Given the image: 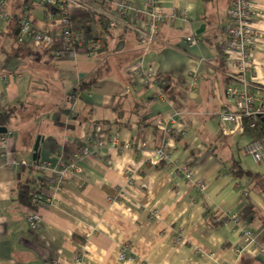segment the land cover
I'll return each mask as SVG.
<instances>
[{
    "label": "crops",
    "instance_id": "obj_1",
    "mask_svg": "<svg viewBox=\"0 0 264 264\" xmlns=\"http://www.w3.org/2000/svg\"><path fill=\"white\" fill-rule=\"evenodd\" d=\"M121 1L143 29L146 0ZM251 2L260 42L241 79L264 112V0ZM101 4L67 7L71 50L58 23L47 27L52 10L40 0L4 7L0 264H78L77 256L81 264H264V157L256 164L243 154L254 142L244 117L219 120L237 114L228 88H244L233 67L239 58L222 51L230 0H158L165 22L149 46L123 24L107 32L115 8ZM23 19L49 33L50 51L20 42ZM140 70L166 79L161 95L143 85ZM163 140L170 164L154 165ZM84 148L92 152L84 169L50 186L59 175L42 167L70 165ZM176 168L192 172L188 184ZM32 182L46 202L31 210L19 187ZM197 184L204 190L195 192Z\"/></svg>",
    "mask_w": 264,
    "mask_h": 264
},
{
    "label": "built area",
    "instance_id": "obj_2",
    "mask_svg": "<svg viewBox=\"0 0 264 264\" xmlns=\"http://www.w3.org/2000/svg\"><path fill=\"white\" fill-rule=\"evenodd\" d=\"M9 1L10 0H0V25L8 19V15L5 13L4 7ZM40 2L52 10L47 17V27L50 28L51 25L58 23L61 28L65 49L71 50L75 48L76 42L72 31L71 16L67 11V7L71 4L88 7L92 4L101 3L102 0H40ZM114 8L115 12L113 13L115 15L108 16L109 29H114L117 25L123 24L127 28L134 31L137 34L139 41L143 42L145 45L149 46L152 44L155 40L156 34L163 28L165 18L161 12L158 0H146L145 13L149 18V22L145 24L143 29L134 26L135 20L133 13H136L137 10L131 5L121 1L114 4ZM227 16L228 24L224 28L225 42L222 47V51L225 57L235 55L239 58L234 62L233 67L239 72L237 80L243 83L244 88H228L227 95L235 103L237 107V114H232L226 110L220 115L219 120L223 124H231L236 122L239 117H244L251 119L253 122L252 127H254L260 118H264V112H257L253 109L256 99L249 91V87L245 80L241 79L242 76L251 72L253 68L251 60L252 54L258 48L260 42V36L255 24L256 19L254 7L251 0H230ZM20 33L21 43L27 39L39 46H44L46 51H50L53 47V39L49 33L47 31L36 32L33 29L32 24L27 19H23L21 21ZM189 42L192 43V45L196 44V42L191 39ZM140 73L141 76H143V85L154 89L157 93H159V95H161V91L158 88L157 76L143 70H140ZM161 130L165 133H169L166 127H161ZM91 153L90 149L84 148L76 154L73 163L70 165H44L42 167L43 170L59 175V178L50 181L49 185L59 186L64 182L67 174L81 172L84 169L83 163L85 162V159L90 156ZM243 154L250 156L256 164L260 163L264 157V141L251 143L243 150ZM169 158V148L167 142L163 140L160 148L155 152V155L151 159L152 164H170ZM176 174L178 177H181L186 184H188L190 179H192V172L187 168L177 169ZM193 190L195 192L203 191L204 186L199 184L196 186L193 185ZM45 202L46 198L43 193L34 194L32 204L35 207L42 206ZM28 222L32 228H35L40 222V216L34 212L28 218ZM247 236H250V233H248ZM126 258L127 257L123 252L120 259L125 260ZM76 263L81 264L80 256L76 257Z\"/></svg>",
    "mask_w": 264,
    "mask_h": 264
},
{
    "label": "trees",
    "instance_id": "obj_3",
    "mask_svg": "<svg viewBox=\"0 0 264 264\" xmlns=\"http://www.w3.org/2000/svg\"><path fill=\"white\" fill-rule=\"evenodd\" d=\"M121 2V0H102V4L107 7V9H113L114 4ZM101 4V5H102ZM105 29L107 32L109 31L108 23L105 24ZM158 79V87L160 89H164V85L167 83L166 79L162 78L161 76L157 77ZM96 84V81L91 82L89 85L84 86V90H89L90 87L94 86ZM8 118H4L2 114H0V128H5ZM264 118H260V120L255 124L254 127H252L253 122L251 119L243 118L241 119V126L243 129V132L254 140V142H263L264 141ZM35 182L29 183V184H22L19 188V194L21 196V202L26 207H29V209H34L35 207L32 204V199L34 194L36 193H42V187L36 186L34 184ZM33 205V206H32Z\"/></svg>",
    "mask_w": 264,
    "mask_h": 264
},
{
    "label": "water",
    "instance_id": "obj_4",
    "mask_svg": "<svg viewBox=\"0 0 264 264\" xmlns=\"http://www.w3.org/2000/svg\"><path fill=\"white\" fill-rule=\"evenodd\" d=\"M264 121V120H263ZM8 133L7 129L5 128H0V135H6ZM40 145V140L37 141L36 146H35V153L38 152V148ZM35 157V156H34Z\"/></svg>",
    "mask_w": 264,
    "mask_h": 264
}]
</instances>
